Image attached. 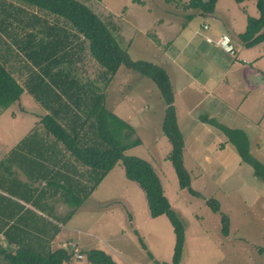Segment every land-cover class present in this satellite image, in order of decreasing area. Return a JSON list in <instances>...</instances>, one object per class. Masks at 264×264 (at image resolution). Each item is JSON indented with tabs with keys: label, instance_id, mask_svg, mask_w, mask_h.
Here are the masks:
<instances>
[{
	"label": "rangeland",
	"instance_id": "374dc122",
	"mask_svg": "<svg viewBox=\"0 0 264 264\" xmlns=\"http://www.w3.org/2000/svg\"><path fill=\"white\" fill-rule=\"evenodd\" d=\"M77 1L111 26L118 45L132 60L156 64L169 76L184 140V167L197 197L178 187L167 159L171 146L161 132L165 105L150 80L120 67L107 88L106 107L133 127L141 144L124 154L151 165L171 209L184 225L181 264H264V183L254 177L250 166L240 163L215 123L198 118L210 119L215 114L218 124L243 131L250 154L264 164V78L258 85L252 84V74L264 77V43L246 48L236 37L244 33L247 17H258L255 0L241 4L217 0L214 11L233 28L237 42L234 56L217 50L219 63L188 41L195 32L202 35L203 26H208L203 24L208 23L205 18H186L197 13L182 10L181 5L189 0H171L170 4L163 0H138L142 4L133 0ZM83 65L90 78L102 71L89 57ZM245 69L247 81L242 82ZM202 88L209 90L205 93ZM42 115L25 92L17 103L0 110V160ZM208 199L218 201L220 212L227 215V237L221 235L219 214L208 208ZM78 210L51 245L53 250L69 247L73 254L64 264H89L85 256L77 258L79 251L87 250L104 251L116 264L171 263L174 234L167 218L149 216L143 193L124 177L120 163Z\"/></svg>",
	"mask_w": 264,
	"mask_h": 264
},
{
	"label": "trees",
	"instance_id": "16d2710c",
	"mask_svg": "<svg viewBox=\"0 0 264 264\" xmlns=\"http://www.w3.org/2000/svg\"><path fill=\"white\" fill-rule=\"evenodd\" d=\"M245 1L234 0L237 4ZM216 2L189 0L181 8L207 18ZM255 2L258 17H247L246 29L237 37L246 48L264 43V0ZM85 57L102 69L93 78L84 71ZM120 67L150 80L159 91L165 105L161 132L171 146L167 159L179 189L197 197L184 167V140L167 72L156 64L132 60L118 45L111 26L77 0H0V110L17 103L25 92L43 112L0 160V264L68 263L73 254L69 247L53 250L52 242L118 163L124 177L143 193L149 216L167 218L174 234L170 264H181L184 225L171 209L151 165L124 154L141 144L133 127L106 107L107 88ZM201 121L215 123L240 163L250 166L254 177L264 183V164L250 154L243 131L213 119ZM205 202L213 214H219L221 235L227 237L230 222L220 212L219 202ZM57 203L64 205L61 213L55 208ZM78 255L89 264H116L100 250L79 251Z\"/></svg>",
	"mask_w": 264,
	"mask_h": 264
},
{
	"label": "crops",
	"instance_id": "0c3cea01",
	"mask_svg": "<svg viewBox=\"0 0 264 264\" xmlns=\"http://www.w3.org/2000/svg\"><path fill=\"white\" fill-rule=\"evenodd\" d=\"M217 3V2H216ZM215 10V9H214ZM196 12V11H195ZM245 12V11H244ZM193 16H199L198 15V13H196L195 15L193 14ZM200 17V16H199ZM207 18H209L210 20H212V21H214V20H218V22H211V24H210V22L207 20ZM207 18H205L206 19V22H208V23H203V24H206V25H208L209 26V28H208V30H206V31H204L203 30V32H202V35H199L198 34V32H195L194 34H193V37H191L192 39H189L188 41H189V43L191 44V45H194L195 47H201L202 49H203V53L204 54H207L208 56H209V58H211V61L212 62H214L215 60H216V62L217 63H219V61H220V59L218 58V57H216V52H217V50L219 49V50H221L217 45H215V43H212V44H209V43H207L206 41H205V39L206 38H211L212 40H216V39H218L219 38V36H221L222 34H227V35H229L230 36V38L232 39L234 36L232 35V30H233V28L232 27H229L227 24H225L224 23V21L221 19V18H219L218 17V15H217V13H215V11H214V13L211 15V16H208ZM222 22H221V21ZM202 24V25H203ZM221 26H223L224 27V30L223 29H221ZM203 29V28H202ZM202 31V30H201ZM229 32V33H228ZM240 34H242V33H238V34H236V37H238V35H240ZM234 39V38H233ZM233 39H232V42H233V44H234V46H235V49H236V40H235V42L233 41ZM237 50V49H236ZM222 52V51H221ZM244 64V63H243ZM248 71L245 69L244 71L242 70V73H241V78H242V82H243V79H245V81H247V78H246V73H247ZM261 73H263L264 74V72H261ZM254 77H253V79H252V84H254V85H258L259 83H261L262 82V80H261V78L263 79L264 77L263 76H261V74L260 75H258V74H252ZM242 83H240L238 86H240ZM203 92L205 91V93H207L208 92V90L209 89H206V88H202L201 89ZM214 89H212V91H213ZM199 101H201V100H199ZM198 103H200V102H198ZM214 117H215V114H213V115H211V116H209V118L210 119H213V120H215L214 119ZM217 117V116H216ZM199 118V120L200 119H203L204 117H198ZM218 118V117H217ZM17 144V143H16ZM15 144V145H16ZM14 145V146H15ZM13 146V147H14ZM12 147V148H13ZM94 193V192H93ZM93 193L91 194V196L85 201V202H87L91 197H92V195H93ZM84 202V203H85ZM56 206H55V208H56V210H57V212L58 213H61L62 211H63V209H64V205L63 204H59V203H57V204H55ZM79 210H77V212H78ZM76 212V213H77ZM75 213V214H76Z\"/></svg>",
	"mask_w": 264,
	"mask_h": 264
},
{
	"label": "built area",
	"instance_id": "2783aa9c",
	"mask_svg": "<svg viewBox=\"0 0 264 264\" xmlns=\"http://www.w3.org/2000/svg\"><path fill=\"white\" fill-rule=\"evenodd\" d=\"M208 26H203V30H207ZM205 41L209 44L215 43L225 54L229 56H234L236 53L235 47L233 46L230 37L224 34L219 36L218 39L215 41L212 40L211 38H206ZM77 258H81V256H77Z\"/></svg>",
	"mask_w": 264,
	"mask_h": 264
}]
</instances>
